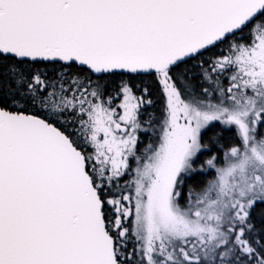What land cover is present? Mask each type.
<instances>
[{"label": "snow or ice", "instance_id": "obj_1", "mask_svg": "<svg viewBox=\"0 0 264 264\" xmlns=\"http://www.w3.org/2000/svg\"><path fill=\"white\" fill-rule=\"evenodd\" d=\"M0 264H264V0H0Z\"/></svg>", "mask_w": 264, "mask_h": 264}, {"label": "trees", "instance_id": "obj_2", "mask_svg": "<svg viewBox=\"0 0 264 264\" xmlns=\"http://www.w3.org/2000/svg\"><path fill=\"white\" fill-rule=\"evenodd\" d=\"M159 110V103L157 105V111ZM223 129V130H222ZM205 140L212 139L214 137H220V144L217 146L220 148V152L222 153L223 150L230 144H232L236 137L234 136L233 129H224L219 123H214V126L211 125L205 130Z\"/></svg>", "mask_w": 264, "mask_h": 264}, {"label": "rangeland", "instance_id": "obj_3", "mask_svg": "<svg viewBox=\"0 0 264 264\" xmlns=\"http://www.w3.org/2000/svg\"><path fill=\"white\" fill-rule=\"evenodd\" d=\"M214 123H218V122H214ZM211 126V125H210ZM222 126V125H221ZM223 127V126H222ZM233 130H234V128H233ZM234 136H235V130H234ZM236 137V136H235ZM222 158V157H221ZM209 178H211V177H209Z\"/></svg>", "mask_w": 264, "mask_h": 264}, {"label": "flooded vegetation", "instance_id": "obj_4", "mask_svg": "<svg viewBox=\"0 0 264 264\" xmlns=\"http://www.w3.org/2000/svg\"><path fill=\"white\" fill-rule=\"evenodd\" d=\"M155 139V138H154Z\"/></svg>", "mask_w": 264, "mask_h": 264}]
</instances>
